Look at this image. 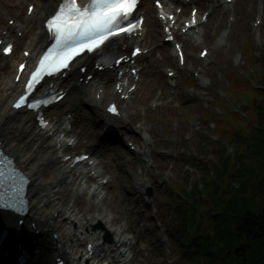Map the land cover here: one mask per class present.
Returning a JSON list of instances; mask_svg holds the SVG:
<instances>
[{
  "label": "rangeland",
  "instance_id": "obj_1",
  "mask_svg": "<svg viewBox=\"0 0 264 264\" xmlns=\"http://www.w3.org/2000/svg\"><path fill=\"white\" fill-rule=\"evenodd\" d=\"M201 1L194 0L199 8L207 9L208 6ZM30 2L36 4L38 11L39 5L34 0H6L4 7L13 8L11 17L24 18L26 7ZM258 8L263 10L262 24L253 30L251 23ZM237 10L238 17L235 24H229L227 9L222 6L217 8L211 23L206 28V39L215 46V36L217 38L221 35L223 37L224 34L226 36L221 44L215 46L210 62L198 78L191 76L193 71L191 69H194L193 59L196 58L199 47L193 49L189 44H185L187 57L191 61L179 72L175 88L166 84L165 75L166 67L177 66L175 56H171L172 47L163 45L160 40L161 35L153 32L155 29L151 30L150 26L147 45L152 51L148 55L147 62H150L151 66L143 74L145 81L143 89L131 102L128 110L130 116L126 120L128 125L124 131L103 138L104 125L99 122L98 113L89 110L80 101L77 93H73L70 100L57 110V113H65L68 110L76 113L78 118L76 133L82 140H91L92 150L102 156L106 173L113 177V183L103 197L106 201L102 204V209H107L110 217L116 218L120 226L127 227L125 234L127 240L130 236L134 237V244L128 246L126 257L118 264H181L186 257L188 244L182 247L179 235L174 233V227L182 221L178 200L187 193L191 195L196 182L203 175L194 162H190L194 158L202 159L208 164L216 163L218 160V155L212 153L210 146L207 147V152L202 149L203 142L201 144L199 136L206 134L208 137L204 138H212L214 141H218V137L223 136L218 134L214 123L203 126L200 121L202 111L210 107L216 111L219 99L226 97L225 89L229 88V75L240 68L249 69L246 46H251L256 55L261 52L262 56L264 52V0L261 5L256 0H238ZM7 19L0 17V28L8 27ZM149 22H151L150 16ZM39 25V22L34 23L32 30L28 32L25 38L29 40L28 43L32 44L36 39ZM25 39L20 41V45L26 42ZM253 66L251 71H247L250 73L248 77L250 83L255 80V74L262 70L258 61H255ZM14 67L13 62H6L4 67L0 60V105L3 101L2 90L7 87L15 72ZM204 78L207 79L206 84L203 83ZM254 84H256L253 86L255 89L260 85L256 81ZM161 93L162 101L154 110L151 107L152 101ZM240 110L242 111V106L237 108V112ZM141 123L145 124L140 132L148 141L147 150L152 158V167L147 165L144 156L131 155L124 148L126 141L121 138L126 135V140L139 142L135 134L139 130L133 129ZM30 141V138L23 136V146L29 147ZM34 150L31 149L29 155L33 154ZM230 152L232 153L231 149ZM138 171H141L140 175L145 180V185L148 184L152 188L150 199L140 196V192L134 190L133 186L136 183L134 179ZM187 174L189 178H185ZM87 200L90 199L84 198L78 203L79 210L86 206ZM184 201L190 203L191 197ZM135 205H137L136 212L132 211ZM92 206L94 211L88 218L98 213L102 214L98 204L93 203Z\"/></svg>",
  "mask_w": 264,
  "mask_h": 264
},
{
  "label": "trees",
  "instance_id": "obj_2",
  "mask_svg": "<svg viewBox=\"0 0 264 264\" xmlns=\"http://www.w3.org/2000/svg\"><path fill=\"white\" fill-rule=\"evenodd\" d=\"M250 51L249 66L258 61L262 69L254 82L263 89L234 71L218 110L202 111L205 124L214 123L223 136L218 141L200 136L218 160L194 159L203 175L192 194L178 200L182 221L174 232L182 247L188 244L181 264H264V52L256 59Z\"/></svg>",
  "mask_w": 264,
  "mask_h": 264
},
{
  "label": "bare ground",
  "instance_id": "obj_3",
  "mask_svg": "<svg viewBox=\"0 0 264 264\" xmlns=\"http://www.w3.org/2000/svg\"><path fill=\"white\" fill-rule=\"evenodd\" d=\"M36 2L40 7L41 12L36 11V13H34L31 17H26L24 21L19 19L18 27L20 30L28 31L32 29L34 23H43V19L45 18L47 12L50 11L53 7V2H55V0H36ZM155 28L157 33H159V29L161 28L160 24L158 23ZM39 30L40 32L38 34L37 41L34 40L31 46L33 54H36L39 47H41L43 44V33L41 26ZM196 37L197 36H187V38L190 39H195ZM195 42H197L196 39ZM76 72V68L72 69L70 73L71 76H73ZM113 80H116L115 71L105 72L102 75L97 74L95 76L94 82L87 86L82 85L81 87H74L69 79H67L66 81H61L60 83L62 84V86H65V88L69 89L71 91L70 93L77 91L80 95L84 96L83 100L85 101V103L92 105L100 112L105 109L106 102L113 96L112 91L108 88L109 83ZM100 85L107 86L102 94V98L98 100L95 96L96 90H98L97 88ZM8 86L9 87L5 90L4 94L6 103H9L10 99L15 95V93L11 92L10 90L11 81ZM125 114H122L123 116H121L124 117ZM100 117L101 119L103 118L105 122L108 121L114 123L115 125L122 120L110 118L105 112L102 113ZM34 127L35 124L31 121L30 116L22 115L21 117H18L12 115L5 106L0 108V140L3 145V151L11 158H14L15 167L19 169L23 175L28 177L30 182L32 183L29 190L31 205L33 206L32 210L29 213V215L31 214L30 220H34L36 222V225L39 228H42L43 231L46 226L50 227L52 223L55 227H57L61 224V221H67L66 224H69L70 230H72V228L74 227L78 231L81 228H84V226L91 227L93 225V222H91L90 220H87L86 224L80 227L75 220L71 219L70 214L73 213L72 209H66L63 206L53 208L51 214L48 215V218L44 219V214L49 212V209L52 205H55V202L51 199L52 194H54L55 192V188L63 183H68L69 178L72 175H69L67 169L61 165V161L57 159L58 154L54 153L56 151L52 145L53 140L47 138L46 134L44 133L37 135L35 138H32L30 146L34 145L37 146V148L31 156H27L25 148H22V146L20 145V140L22 139L21 136L23 135V133H26L27 130L30 131V136L33 137V131L35 133L36 130V128ZM18 128L26 129V131H19ZM46 145H49L47 149ZM50 149V157H48V155L44 157L40 156L41 151L46 152L47 150L50 151ZM53 162H56L58 174L57 176H54L51 181H46L45 176L48 172L49 165ZM81 190H85V188L81 187ZM55 210H59L57 218H55L53 213ZM98 219L99 223H102L105 228L112 233V235L114 236L113 243L115 246H118L119 253L122 254L123 252L121 251V249L125 248L126 245H128V243L123 240L125 233L123 235L122 228H113V226L110 225L111 222L106 220V213H104V215ZM31 232L32 230L30 229L29 233ZM43 234L44 236L42 239H40V241L43 242L47 247H41L39 249V253L42 257L41 264H48V254H50V252L52 251L53 241L49 239V236L45 232H43ZM37 250L38 249H35L34 252Z\"/></svg>",
  "mask_w": 264,
  "mask_h": 264
},
{
  "label": "snow or ice",
  "instance_id": "obj_4",
  "mask_svg": "<svg viewBox=\"0 0 264 264\" xmlns=\"http://www.w3.org/2000/svg\"><path fill=\"white\" fill-rule=\"evenodd\" d=\"M137 3L138 0H88L85 4H78L77 0H64L58 11L47 20V29L55 43L39 59L38 66L31 72L25 84L26 94L19 97L15 107L20 108L27 102L30 109H41L49 101L35 98L28 102L27 94L33 92L45 75H52L67 68L74 57L85 51L91 53L102 45L106 46V42H111L110 38L131 34L137 30L143 23L142 18H135V21L130 19ZM190 23H196L195 13ZM4 52L10 54L12 45L5 47ZM139 52L140 49L136 48L132 54ZM120 60H123V57ZM20 67L23 69L24 65L21 64ZM109 111L115 112L116 107L109 108ZM40 123L44 124L42 117ZM5 176L6 173L0 171V205L15 207L14 201L17 200L16 193L19 189L14 186L15 180L9 183Z\"/></svg>",
  "mask_w": 264,
  "mask_h": 264
},
{
  "label": "water",
  "instance_id": "obj_5",
  "mask_svg": "<svg viewBox=\"0 0 264 264\" xmlns=\"http://www.w3.org/2000/svg\"><path fill=\"white\" fill-rule=\"evenodd\" d=\"M151 193V192H150Z\"/></svg>",
  "mask_w": 264,
  "mask_h": 264
}]
</instances>
